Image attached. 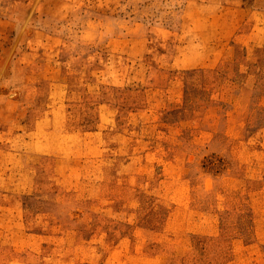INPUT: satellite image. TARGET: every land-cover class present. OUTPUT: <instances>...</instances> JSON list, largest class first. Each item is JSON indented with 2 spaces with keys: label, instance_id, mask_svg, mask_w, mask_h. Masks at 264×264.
<instances>
[{
  "label": "rangeland",
  "instance_id": "rangeland-1",
  "mask_svg": "<svg viewBox=\"0 0 264 264\" xmlns=\"http://www.w3.org/2000/svg\"><path fill=\"white\" fill-rule=\"evenodd\" d=\"M255 46L264 0H0V264H264Z\"/></svg>",
  "mask_w": 264,
  "mask_h": 264
},
{
  "label": "crops",
  "instance_id": "crops-1",
  "mask_svg": "<svg viewBox=\"0 0 264 264\" xmlns=\"http://www.w3.org/2000/svg\"><path fill=\"white\" fill-rule=\"evenodd\" d=\"M252 50L254 51L253 52L254 54L252 55V57H250L249 60L245 61L246 56L244 57L245 59L244 58H242V59H238V58L236 59L235 58L234 60L230 59V62H229L230 64L229 65L237 68V66L240 65V64H238L240 62V60H242V61L244 60V62L246 63V66H256L257 64H259L262 61L263 50H262V48L260 46H255ZM201 71H202L201 72L202 75H201L200 82H201V88L202 89L206 88V86L211 81V79H213V77L217 78L219 75H222V74H220V72H222V70L220 71L218 68H216V69L207 68V69H203ZM186 83H187V86H188V83H189V79L188 78L186 79ZM187 88H191L192 89L193 86L190 85Z\"/></svg>",
  "mask_w": 264,
  "mask_h": 264
},
{
  "label": "trees",
  "instance_id": "trees-1",
  "mask_svg": "<svg viewBox=\"0 0 264 264\" xmlns=\"http://www.w3.org/2000/svg\"><path fill=\"white\" fill-rule=\"evenodd\" d=\"M264 53V52H263ZM262 60H263V55H262Z\"/></svg>",
  "mask_w": 264,
  "mask_h": 264
}]
</instances>
